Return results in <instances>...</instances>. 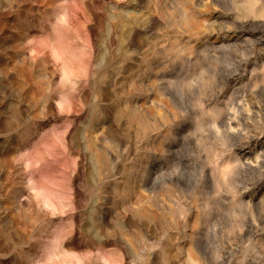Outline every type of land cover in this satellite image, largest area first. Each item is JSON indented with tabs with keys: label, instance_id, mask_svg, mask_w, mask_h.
<instances>
[{
	"label": "rangeland",
	"instance_id": "374dc122",
	"mask_svg": "<svg viewBox=\"0 0 264 264\" xmlns=\"http://www.w3.org/2000/svg\"><path fill=\"white\" fill-rule=\"evenodd\" d=\"M0 264H264V0H0Z\"/></svg>",
	"mask_w": 264,
	"mask_h": 264
}]
</instances>
